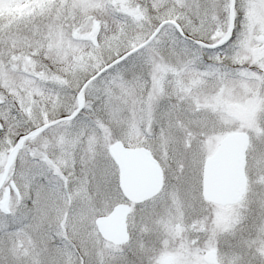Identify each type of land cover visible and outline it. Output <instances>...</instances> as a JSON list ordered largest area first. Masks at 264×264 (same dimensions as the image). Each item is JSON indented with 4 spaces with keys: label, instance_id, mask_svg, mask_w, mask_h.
Returning a JSON list of instances; mask_svg holds the SVG:
<instances>
[{
    "label": "snow or ice",
    "instance_id": "obj_1",
    "mask_svg": "<svg viewBox=\"0 0 264 264\" xmlns=\"http://www.w3.org/2000/svg\"><path fill=\"white\" fill-rule=\"evenodd\" d=\"M0 264H264V0H0Z\"/></svg>",
    "mask_w": 264,
    "mask_h": 264
}]
</instances>
